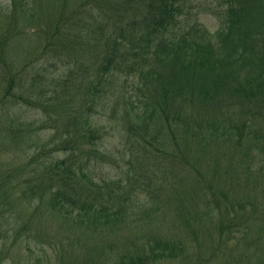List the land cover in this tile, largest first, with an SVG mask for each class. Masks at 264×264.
Wrapping results in <instances>:
<instances>
[{
	"label": "trees",
	"instance_id": "obj_1",
	"mask_svg": "<svg viewBox=\"0 0 264 264\" xmlns=\"http://www.w3.org/2000/svg\"><path fill=\"white\" fill-rule=\"evenodd\" d=\"M181 1L9 0L0 7V158L26 160L16 169L0 165V237L17 223L9 210L29 205L35 214L45 205L67 237L58 264H200L188 249L214 221L212 258L264 264L259 199L246 210L224 191L209 198L181 191L186 178L176 171L193 158L199 166L209 152L191 156L190 142L203 149L223 141L236 162L228 170L241 169L246 179L264 172V0H219L214 33L197 18L182 20ZM105 112L122 129L125 170L99 184L93 166L112 157L103 147L106 127L93 117ZM167 174L171 228L166 207L143 200L165 191ZM189 181L196 191V179ZM179 192L184 198L171 209L167 197ZM191 193L198 196L186 201ZM241 211L237 225L230 215ZM24 224L33 228L31 219ZM237 233L245 252L232 256ZM250 249L260 257L253 263ZM5 259L0 249V264Z\"/></svg>",
	"mask_w": 264,
	"mask_h": 264
},
{
	"label": "rangeland",
	"instance_id": "obj_2",
	"mask_svg": "<svg viewBox=\"0 0 264 264\" xmlns=\"http://www.w3.org/2000/svg\"><path fill=\"white\" fill-rule=\"evenodd\" d=\"M43 3L44 0H41ZM220 3L218 0H182L181 1V18L182 20H186L188 22L198 19L199 23H201L205 28H207L211 33H214L217 28L219 27V20L212 14V7L215 6L216 3ZM9 0H0V7L5 8L9 6ZM20 48V47H17ZM21 55L23 58L26 56L22 50L15 49V56L17 58ZM5 61L7 60L6 53L4 54ZM1 66V62H0ZM1 85V83H0ZM1 89V88H0ZM2 90H0L1 92ZM17 94H19V90H15ZM23 94H26L25 90L20 91ZM24 94V95H25ZM1 95V93H0ZM22 111L25 112V109L22 108ZM26 113V112H25ZM35 114L34 110L27 109L26 116L30 118L37 119L39 116ZM94 122L98 123L99 125H103L106 127L107 135L104 139V149L109 152L112 159L110 162L100 165L93 166V175L99 184L102 183L104 180H112V178L119 177L123 170H125V166L121 161H119L121 156V151L123 148V140H122V129L116 127L113 124L114 115H110L109 112L95 114ZM50 131L47 130L45 132L40 133L45 139L49 137L48 133ZM191 147V156L198 157L205 151L206 149L209 150L207 153L205 160L200 163L198 166L196 164L195 158L191 159L192 164H196L193 166L190 163V166H185L184 170L179 167L177 174L178 179L180 176H184L186 178L182 184L184 187H180L181 191L185 192H199L202 197L209 198L211 193H222L223 191L226 192L230 198L229 202L234 203L239 200L242 206L246 210H250L251 206L248 205V201L253 203L255 198L259 199L258 203L255 204V208L261 210L264 206V172L261 170L259 173L256 174L255 177L250 176L249 179H246L243 171L241 169H235L233 172L228 170L233 166H236L235 160L232 161L230 158V148L226 144V142H213L208 144V146L202 149L201 144L196 142L189 143ZM54 157H62V153H55ZM230 158V159H229ZM115 160V161H114ZM190 160V159H189ZM26 160L22 158L16 157H1L0 158V165H3L4 168H18L19 166L23 165ZM114 161V162H113ZM256 161V159H255ZM191 162V161H190ZM262 163V162H261ZM261 163H256L252 166V169L257 171L261 167ZM230 165V166H229ZM149 167V166H148ZM148 172V171H147ZM199 172V174L197 173ZM249 173V172H246ZM171 174H167V179L163 182V187H165V191L161 194H157V198L152 201L149 194H145L143 196V200H147L149 204H154L157 207L165 206V196L170 191L165 193L167 190H170L173 186V179ZM258 175V176H257ZM229 177V178H228ZM193 178L196 179L195 181V188H191V185L188 183H192L189 180ZM220 179L221 182L217 183L216 180ZM108 180V181H109ZM115 180V179H113ZM138 181L137 185H139ZM181 182V181H180ZM216 186L218 190L214 188L213 192L209 190V186ZM176 188V187H175ZM173 188V189H175ZM263 192V193H262ZM178 197H167L170 200L169 207L171 209L177 210L179 208V197L184 198L185 193L179 192ZM198 196L197 193H191L189 196H186V201L192 198H196ZM261 199V200H260ZM175 201V202H174ZM173 204V207L171 204ZM234 205V204H233ZM166 207V206H165ZM161 209V208H160ZM17 213V210H7L8 213L14 214L17 219V223L14 225L13 230L9 231L8 234H4V237H0V249L3 250L4 257L6 258L3 264H58L59 256L61 248L59 246H63L65 248L68 247V242L66 240V235L62 231L61 228L58 229L56 221L47 214V208L45 205L40 206L39 210L34 214L32 212L35 211L33 206L25 205L20 209ZM166 210L169 212L170 210L166 207ZM236 210V209H235ZM242 211L239 212L237 215L231 214L230 216L236 221L237 225L240 224V220L243 217ZM171 216V215H170ZM32 220L33 228H27L24 224L27 220ZM167 226L171 228L172 223L176 221L174 216H171L168 221ZM165 221V222H166ZM213 223V224H212ZM208 225V228L205 229L207 234H203L200 238L198 243H194L193 247L188 249V253L191 255V262L195 261V263L200 261V264H238V261L229 260V255L224 254L222 257L221 255L217 258H212L214 254L217 253L215 236L217 237V233L215 234L214 231L216 230L217 223L212 222ZM166 226V223H163ZM25 227V228H23ZM149 228V227H148ZM167 228V227H164ZM182 235V230L179 227L177 229ZM165 232L167 230H164ZM67 236L73 241L74 246L78 245V242L75 241V237L73 235L67 234ZM212 237V238H211ZM77 238L79 236L77 235ZM81 238V237H80ZM215 240V241H213ZM84 239H81V243ZM191 241V240H190ZM245 241L246 239L242 238V234H234V241L231 242L229 245L233 250L232 256H236L241 252H245ZM47 242H52V244H56L57 247L52 246L47 248ZM78 248V246H76ZM63 250V248H62ZM255 249L246 250V257H248L247 263H253L254 260L260 258L259 254H254ZM59 253L56 257L55 255ZM219 255V254H217ZM243 257V256H242ZM241 262V261H240ZM164 264H180L178 261L176 262H165ZM190 264V263H189Z\"/></svg>",
	"mask_w": 264,
	"mask_h": 264
}]
</instances>
